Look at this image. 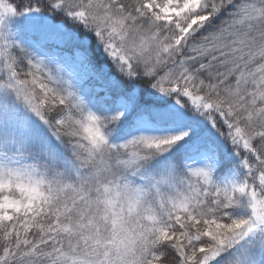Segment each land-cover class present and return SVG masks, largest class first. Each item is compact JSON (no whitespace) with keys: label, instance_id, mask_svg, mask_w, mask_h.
Segmentation results:
<instances>
[{"label":"snow or ice","instance_id":"6c2138e0","mask_svg":"<svg viewBox=\"0 0 264 264\" xmlns=\"http://www.w3.org/2000/svg\"><path fill=\"white\" fill-rule=\"evenodd\" d=\"M0 0V264H264V0Z\"/></svg>","mask_w":264,"mask_h":264},{"label":"rangeland","instance_id":"374dc122","mask_svg":"<svg viewBox=\"0 0 264 264\" xmlns=\"http://www.w3.org/2000/svg\"><path fill=\"white\" fill-rule=\"evenodd\" d=\"M11 2H13V3H19L20 6L23 7V3H21L20 0H11ZM32 2L34 3L35 1H32ZM24 3H26V2H24Z\"/></svg>","mask_w":264,"mask_h":264},{"label":"trees","instance_id":"16d2710c","mask_svg":"<svg viewBox=\"0 0 264 264\" xmlns=\"http://www.w3.org/2000/svg\"><path fill=\"white\" fill-rule=\"evenodd\" d=\"M20 1H21V0H20ZM32 1H35V0H31V2H32ZM24 2H26V3H27V2H29V0H24Z\"/></svg>","mask_w":264,"mask_h":264}]
</instances>
